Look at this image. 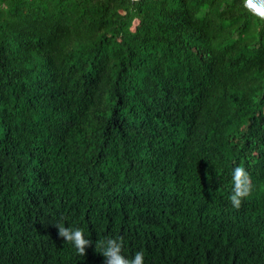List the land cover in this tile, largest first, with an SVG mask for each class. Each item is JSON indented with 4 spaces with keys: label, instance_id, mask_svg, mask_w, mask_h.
<instances>
[{
    "label": "trees",
    "instance_id": "1",
    "mask_svg": "<svg viewBox=\"0 0 264 264\" xmlns=\"http://www.w3.org/2000/svg\"><path fill=\"white\" fill-rule=\"evenodd\" d=\"M106 236L144 264H264V18L242 0H0V264H104Z\"/></svg>",
    "mask_w": 264,
    "mask_h": 264
},
{
    "label": "clouds",
    "instance_id": "2",
    "mask_svg": "<svg viewBox=\"0 0 264 264\" xmlns=\"http://www.w3.org/2000/svg\"><path fill=\"white\" fill-rule=\"evenodd\" d=\"M242 5L254 15L264 17V0H242ZM232 185L229 199L233 207L239 208L242 201L251 194L253 187L251 176L244 166H237L232 170ZM55 227L59 238L72 244L79 255H86V249L91 247L93 242L85 238L84 229L66 226L63 217ZM123 246V236H106L95 244L96 251L105 258L104 264H144L143 251H137L129 258L123 254Z\"/></svg>",
    "mask_w": 264,
    "mask_h": 264
},
{
    "label": "bare ground",
    "instance_id": "3",
    "mask_svg": "<svg viewBox=\"0 0 264 264\" xmlns=\"http://www.w3.org/2000/svg\"><path fill=\"white\" fill-rule=\"evenodd\" d=\"M200 203V202H199ZM36 207V206H35ZM39 207V206H38ZM37 210V209H36ZM39 211V210H38ZM26 213V212H25ZM43 214V213H42ZM23 215V214H22ZM14 217V216H13ZM19 217V216H18ZM30 217V216H29ZM40 218V217H39ZM5 219V218H4ZM7 219V218H6ZM10 219V218H9ZM11 220H14V219H11ZM16 221V220H15ZM19 221V220H18ZM5 222V221H4ZM21 222V221H20ZM29 222V221H28ZM31 222V221H30ZM183 222V221H182ZM10 223H11V221H10ZM18 225V224H17ZM31 226V225H30ZM4 227V226H3ZM15 227V226H14ZM41 227V226H40ZM21 228V227H20ZM23 228V227H22ZM28 228V227H27ZM3 230V229H2ZM14 230V229H13ZM2 233V232H1ZM26 233V232H25ZM209 234V233H208ZM16 235V234H15ZM21 235V234H20ZM205 236V235H204ZM201 237V236H200ZM208 238H209V236H208ZM17 240V239H16ZM15 240V241H16ZM24 240V239H23ZM36 240V239H35ZM9 243V242H8ZM28 243V242H27ZM203 243V242H202ZM207 243H209V242H206V244ZM33 244H34V242H33ZM211 244V243H210ZM8 245V244H7ZM11 245V244H10ZM13 245V244H12ZM26 246V245H25ZM201 246V245H200ZM208 246V245H207ZM211 246V245H210ZM15 247V246H14ZM203 247H205L204 245H203ZM209 247V246H208ZM212 248V247H211ZM215 248V247H214ZM230 248H231V246H230ZM8 249V248H7ZM12 249V248H11ZM17 249H18V247H17ZM23 249V248H22ZM203 249V248H202ZM217 249L219 250V247H217ZM227 249V248H226ZM33 250V249H32ZM38 250V249H37ZM194 250V249H193ZM215 250V249H214ZM231 250V249H230ZM8 251V250H7ZM31 251V250H30ZM34 251V250H33ZM16 251H14V253H15ZM224 252V251H223ZM226 252V251H225ZM232 252V251H231ZM41 253H43V252H41ZM49 253H51V252H49ZM46 254V253H45ZM52 255H55V254H52ZM201 255V254H200ZM6 257V256H5ZM29 258V257H28ZM22 259V258H21ZM25 260V259H24ZM86 260V259H85ZM27 261V260H26ZM57 261V260H56ZM193 261V260H192ZM16 262V261H15ZM19 262H21L20 260H19ZM19 262H17V263H19ZM36 262H38V261H36ZM189 262V261H188ZM56 264H58V263H56Z\"/></svg>",
    "mask_w": 264,
    "mask_h": 264
},
{
    "label": "water",
    "instance_id": "4",
    "mask_svg": "<svg viewBox=\"0 0 264 264\" xmlns=\"http://www.w3.org/2000/svg\"><path fill=\"white\" fill-rule=\"evenodd\" d=\"M264 18V17H263Z\"/></svg>",
    "mask_w": 264,
    "mask_h": 264
}]
</instances>
